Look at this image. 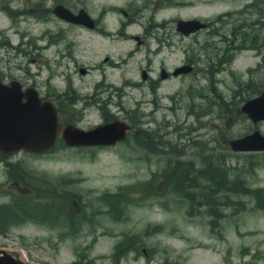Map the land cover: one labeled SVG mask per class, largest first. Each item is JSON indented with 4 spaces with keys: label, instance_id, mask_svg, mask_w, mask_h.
Listing matches in <instances>:
<instances>
[{
    "label": "rangeland",
    "instance_id": "rangeland-1",
    "mask_svg": "<svg viewBox=\"0 0 264 264\" xmlns=\"http://www.w3.org/2000/svg\"><path fill=\"white\" fill-rule=\"evenodd\" d=\"M146 1L10 0V6L22 11L17 14L9 9L8 13L0 14V81L8 83L16 79L24 86H33L41 97L54 101L55 105L60 93L73 90L78 101L72 108L66 106L67 112H73L74 118L81 117L84 128L100 123V108L87 106L84 99L101 82L102 73L100 70L81 73L79 67L98 64L105 54L124 55L135 47V41L104 40L94 31L62 21L51 9L57 4L74 12L83 8L96 18L103 7L127 8L129 3L140 5ZM174 1L176 4L162 3L161 7L155 6L153 0L147 1L142 14L132 15L136 19L129 33L142 35L150 22L166 20L169 45L155 57L156 63L163 59L171 69L193 52L194 72L162 81L157 96L147 94L144 89H132L122 96L127 110L144 114L141 122L145 130L147 126L154 127L146 125L147 113L153 105L148 102L155 98L165 108L174 104L178 107L175 113L164 108L156 114L158 129L165 131L163 138L167 145L162 147L159 143L155 149L159 155L154 158L141 156L145 149L135 144L134 135L124 143L99 149L69 147L61 141L53 150L39 155L24 151L11 153L0 160V203L10 197L5 195L3 183L9 190L19 191L15 185L17 179L5 182L9 161L19 160L22 165L35 167V177L46 174L51 178L74 179L68 185L71 189L66 194V208L61 214L55 213L57 217L63 216L71 231L68 235L63 233L64 224L51 228L34 222L13 225L0 229V248L14 251L33 264H264V209L256 208L251 196L235 197L244 202L243 210L223 206L220 224L211 231L210 217L204 208L189 214L186 202L168 191L162 179L163 166L168 162L162 159L168 157L166 152L172 161H191L190 153L196 149L207 152L213 146L215 156L224 157L229 167H241V171L250 168L241 177L251 188L264 189V152H234L228 144L231 139L254 130L264 134V121L255 124L240 110L243 100L254 96L242 94L249 77L247 69H253L255 78L258 74L264 79V65L263 72L258 73L256 66L260 58L248 50L217 70L215 59L223 50L219 35L231 27L230 23L215 26L219 34L213 32L214 26L189 36L177 34L175 28L177 19L210 22L217 15L238 10L252 0ZM122 19L119 12L110 13L104 23L117 28ZM145 46L120 71L107 70V81L118 85L128 79L139 81L136 68L144 60ZM208 65H213L216 82L214 93L206 96V100L196 94L208 83L205 79ZM195 80H199L196 86ZM190 84L198 89L197 93H189ZM60 96L62 100L64 96ZM208 98L213 101L211 111L199 112L198 109H206ZM112 112L117 113L114 107ZM187 130L192 137L199 133L203 137L183 149L192 139L185 136ZM28 179L20 181L24 187L21 195L35 197L38 191L32 188L40 187L39 180ZM105 192H119L125 206L122 204L109 214L108 206L96 199ZM96 211L91 221L82 218Z\"/></svg>",
    "mask_w": 264,
    "mask_h": 264
},
{
    "label": "flooded vegetation",
    "instance_id": "flooded-vegetation-1",
    "mask_svg": "<svg viewBox=\"0 0 264 264\" xmlns=\"http://www.w3.org/2000/svg\"><path fill=\"white\" fill-rule=\"evenodd\" d=\"M147 1L150 2L152 0H147ZM147 1H146V3H142L140 5H135L134 3H129L127 8L116 7V6L103 7V8H101V10H100V12L96 18H93L90 15V13L85 9L86 12L95 20V26L93 28H88V27L83 26V25H79V26L85 28L87 31H89V30L94 31L98 36H100L104 40H108L111 42H113V41L128 42L129 40H133V41H135V47L133 49H130L129 51H127L124 55L114 56L113 54H105L98 64L89 65L87 67H84V66L79 67V71H80V69H84L86 74H88V72L92 71V70H100L102 73L101 82L96 83L94 88H92V94L90 96H88V98L84 99V103H86L87 106H89V107L93 106V107L100 108V112H101L100 123L93 125L91 127H85L84 128L81 125V119L82 118L81 117L74 118L73 117L74 114H73V112L70 113V110H68V113L70 114L71 117L76 119V121L74 123H65V122H62V123L65 125L72 124L74 126H78L82 129L87 130V129L93 128L97 125L104 124L107 122H111L115 119H119V120L125 122L129 128L126 132L125 139L117 142L116 144L124 143L125 140H128V138L130 139V135H134L135 144H138V145L144 147V149H145L144 153L141 154V156L143 155L144 157L154 158L155 156L159 155V152L155 151V149H157V147H158L157 145L159 143L161 144L162 147H165L167 145V142L163 138V136L166 135V133H165V131L158 129L159 122L157 121V118H156L157 111L159 109H164L165 106L159 105L155 98L151 102H148V103H152L153 105H152V108L150 109V111L147 113L146 125L153 124L154 127L147 126L146 130H145L142 128V125L144 124V122L143 123L141 122V116H143L144 114L143 113L139 114V113H137V111H133V110H127L123 105L124 98H122V96H125L126 94L130 93V91L132 89H144L147 94L157 96L159 94V89H160V85H161L162 81H166L170 78H181V77H184L186 74L188 75V74H192L194 72L195 67H196L195 61H194L196 54L193 52L190 53L189 56L186 59H184L181 64L173 66L171 69H169L167 66H165V62L163 59H161L160 61H158L156 63L155 57L158 54L162 53L164 51V48H167L169 45L168 44L169 33L167 32L166 20L161 22V23L156 22V21L150 22L147 26H145L144 33L142 35L129 33V27L131 26V24L136 19L132 15L133 14H136V15L142 14L143 8L147 7ZM158 1L161 3V5L159 4ZM164 1L165 0H153L154 5L157 7L163 6L162 3L164 4ZM9 2H10V0H0V14L8 13L9 9L14 10L17 14H19L22 11L18 7L14 8L13 6H10ZM261 8L264 9V2L261 3ZM115 12H119L120 14H122L123 19L121 20V22L117 28H113V27L109 28L104 23V20L108 14L115 13ZM62 21H64V20H62ZM67 23H69V22H67ZM69 25H77V24L69 23ZM201 30H203V29H201ZM201 30H198L197 32H199ZM197 32H195L194 34H196ZM177 34H181V33L177 31ZM181 35H183V34H181ZM152 44H154L155 47L151 46ZM258 44H259L258 46H253L251 48L246 47V48L241 49V50H235V49H232L229 47L227 50V54H230L232 52L234 54H233V56L229 62H225L224 64L221 65V68L226 66V65H230L234 59L235 60L237 59L238 54H240L241 52H243V51L245 52V51L249 50V51H253V53H255L256 56H258L260 58V61L257 64L256 68L258 69V73H262L263 72L262 64L264 65V41H263V39H261ZM143 46H145L144 50H142V51H144L145 57H144V60H142L139 64V66L136 68L137 74L139 75V78H140L139 81H132L131 79H128V80H124L119 85L115 82L107 81V75H106L107 70H110L112 72L120 71L121 68L128 63V59H131L137 52H139L141 50V48ZM183 65L191 66V71L187 72V73H181L178 75H174V70L179 68L180 66H183ZM208 67H209V70H207V73L205 76V79L207 80L208 83L206 85H203L202 88L200 87L199 89L201 90V92H198V94H196V95H199L201 97L204 96L205 99H206V96L210 95V93L211 94L214 93V91H215V85L214 84L216 82V79H215L214 73H213V65H211V66L208 65ZM246 72H247L246 73L247 76H249V77L247 78L246 83L244 84V89L242 91V94L249 95L251 93L252 95L256 96L264 89V79H261L260 77H258V74H257V77L255 78V76L253 74V69H251V68L247 69ZM197 82H199V80L194 81L195 86H196ZM21 85H22V83H21ZM194 85L190 84V87L188 88L190 94L197 93L198 89H196V87H194ZM22 87L25 88L27 86L22 85ZM71 91H72V93H69L68 91L60 93V95L66 97L65 100L67 101L68 108L74 107L78 101L77 98L74 96L75 92L73 90H71ZM252 97L253 96H247L246 99L244 100V102L246 100L252 98ZM40 98L42 100H46L45 98H43L41 96H40ZM208 101H209V103L204 104L206 109H201V110L198 109L199 112L200 111H202V112L208 111V113H209L211 111L213 101H212V99H209V98H208ZM113 107L115 108L117 113L112 112ZM205 107H203V108H205ZM177 108L178 107L174 104L170 107H166L165 109H170L173 111V113H175V109H177ZM120 112H122L121 115L119 114ZM244 115L247 117L246 114H244ZM197 116H198V114H197ZM199 116H198V118H200ZM262 123H263V121H260V122H258V125H261ZM189 132L190 131L187 130L185 136L187 138H192V139L189 140L188 144L183 145V149H184V147H186L188 145H195L196 143L199 142L198 140L201 137H203V134H201V133H199L198 135H194L192 137L189 134ZM180 135H183V134H180ZM59 141L60 140H58V142ZM228 144H229V142H228ZM111 146H113V145H111ZM105 147H109V146H81L79 148L99 149V148H105ZM211 147H213V146H211ZM211 147H210V150L207 152L206 151L200 152L196 149L195 152L190 153L189 156H191L190 157L191 161H182L181 159H176L175 161L180 163L182 168L186 167V165L187 166L191 165L192 169H195V170L200 169V166L202 165V161L200 162L199 159L211 160V159L216 157L215 152H213V148H211ZM74 148H77V147H74ZM182 152L183 151H181V156L183 159L184 155ZM39 154H43V153H39ZM166 154L168 155V157H165L162 159L163 160L166 159L169 162L170 161V158H169L170 154L168 152H166ZM1 155H3V158H5V157L12 155V154L11 153H5V154H1ZM137 155H139V154H137ZM181 156H180V158H181ZM192 158L196 159V161L194 162L192 160ZM10 162L14 163V162H20V161L18 160V161H10ZM173 164L174 163H172L171 165H173ZM24 174H25L24 168H22V167H20L18 169L17 168L16 169L5 168V177H6L5 182L6 183L8 181L13 182L14 178H15V179H17V181L15 182V185L19 189L18 192L11 191L8 188H6L4 186V183H3L2 186L6 190V192H4L5 195H9L12 198H14V196L21 195V193L24 191V187H23V185H21L20 181L24 180L26 178V176H24ZM30 176H28V178L33 179V176L32 175H30ZM10 197H9V199L1 202L0 205L8 204V202L11 203L12 201L10 200ZM20 203H22V201H20ZM66 203H67V201L65 200V204ZM66 206H67V204L64 207H66ZM61 211L62 210H60L58 213L61 214ZM35 219H38V218H35ZM74 222H76V221L72 220V223H74ZM55 223H56V225H63L64 224L65 226L62 228L64 230L63 233L70 234L69 232L71 231V228H70L69 224L64 222V220H56Z\"/></svg>",
    "mask_w": 264,
    "mask_h": 264
},
{
    "label": "trees",
    "instance_id": "trees-1",
    "mask_svg": "<svg viewBox=\"0 0 264 264\" xmlns=\"http://www.w3.org/2000/svg\"><path fill=\"white\" fill-rule=\"evenodd\" d=\"M262 2L264 0H252L244 4L240 9L219 14L208 22L207 27L214 26L213 32L215 31V34H219V28H215V26L222 27L224 24H231L227 31L221 32L219 35L223 42V50L217 54L215 59L218 66L217 70L221 69V65L229 62L232 58L233 52L227 54L229 47L241 50L246 47L258 46L261 39L264 41V9L261 8ZM164 4L172 5L176 4V2L174 0H165ZM60 97L58 95L56 105L61 121L74 123L76 119L71 117L66 110L68 105L65 100L66 97L64 96L62 100L59 99ZM61 141L60 139L58 144ZM0 160H3V155L1 154ZM166 163L162 169V179L167 190L177 194L186 202L189 214L197 212L198 208H204L205 214L210 217L209 225L211 231H215V228L220 224L219 220L223 217V206L232 205L236 211L243 210L244 202L236 200L235 197L239 198L241 195L251 196L254 200V206L258 209H264V189L251 188L246 180L241 177L250 168L241 171V167H229L225 158L219 156L211 160H202L200 169L196 170L192 169L191 165H186V167L182 168L177 161L173 162L170 160ZM172 163L174 164L171 165ZM9 167L11 169L24 168V172L27 173L26 178L36 171L35 167L22 165L20 162H6L5 168ZM36 176L34 174L33 179L39 180L40 187L32 188L38 191L35 197L22 194L14 196V198L10 197L11 203L0 205V229L6 230L10 226H20L26 222H38L37 224L51 228L56 225V220H63V216L57 217L55 213L59 214L60 210L63 211L66 208L64 207L66 205V194L71 189L68 185L74 179L62 176L51 178L46 174H38ZM28 180L31 179L29 178ZM25 183L31 186L28 181H25ZM96 199L108 206L107 212L109 214L114 213V210L119 208L120 205L124 204L125 206L126 204L120 200L119 192H105L97 196ZM97 213L98 211L94 214L89 213L86 217L82 216V218H85V221H91L92 217ZM158 230H161V228L159 227Z\"/></svg>",
    "mask_w": 264,
    "mask_h": 264
},
{
    "label": "water",
    "instance_id": "water-1",
    "mask_svg": "<svg viewBox=\"0 0 264 264\" xmlns=\"http://www.w3.org/2000/svg\"><path fill=\"white\" fill-rule=\"evenodd\" d=\"M54 15L66 22L95 26V20L80 8L76 12L57 4ZM176 30L188 36L206 29L208 22L199 19H178ZM191 71V66L183 65L174 70V75ZM83 73L84 70L80 69ZM241 112L253 122L264 121V89L241 105ZM128 125L115 119L90 129H82L72 124H63L58 109L51 100H42L33 86L22 87L12 79L8 83L0 81V154L45 153L54 149L61 139L66 146H111L126 137ZM229 146L234 152H264V134L259 130L231 139ZM0 264H33L26 262L14 251L0 248Z\"/></svg>",
    "mask_w": 264,
    "mask_h": 264
},
{
    "label": "bare ground",
    "instance_id": "bare-ground-1",
    "mask_svg": "<svg viewBox=\"0 0 264 264\" xmlns=\"http://www.w3.org/2000/svg\"><path fill=\"white\" fill-rule=\"evenodd\" d=\"M57 107V106H56ZM57 109H58V107H57ZM58 113H59V111H58ZM258 123V122H257ZM53 150V149H52ZM51 151V150H50ZM49 152V151H48ZM46 153V152H45Z\"/></svg>",
    "mask_w": 264,
    "mask_h": 264
}]
</instances>
